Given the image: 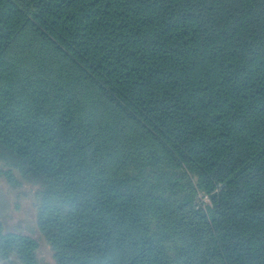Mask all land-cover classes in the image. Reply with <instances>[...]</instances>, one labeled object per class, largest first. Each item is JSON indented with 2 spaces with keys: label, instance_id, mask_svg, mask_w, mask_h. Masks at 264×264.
<instances>
[{
  "label": "trees",
  "instance_id": "trees-1",
  "mask_svg": "<svg viewBox=\"0 0 264 264\" xmlns=\"http://www.w3.org/2000/svg\"><path fill=\"white\" fill-rule=\"evenodd\" d=\"M16 174L56 264H264V0H0Z\"/></svg>",
  "mask_w": 264,
  "mask_h": 264
},
{
  "label": "rangeland",
  "instance_id": "rangeland-1",
  "mask_svg": "<svg viewBox=\"0 0 264 264\" xmlns=\"http://www.w3.org/2000/svg\"><path fill=\"white\" fill-rule=\"evenodd\" d=\"M15 178L19 184L12 186L0 176V220L6 231L28 235L38 242L39 264H56L50 245L36 225L33 189L18 174Z\"/></svg>",
  "mask_w": 264,
  "mask_h": 264
},
{
  "label": "built area",
  "instance_id": "built-area-1",
  "mask_svg": "<svg viewBox=\"0 0 264 264\" xmlns=\"http://www.w3.org/2000/svg\"><path fill=\"white\" fill-rule=\"evenodd\" d=\"M198 199H199V201H200V204H206V203H208V201H209L208 197L205 196V195H199V196H198Z\"/></svg>",
  "mask_w": 264,
  "mask_h": 264
}]
</instances>
